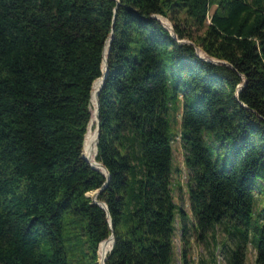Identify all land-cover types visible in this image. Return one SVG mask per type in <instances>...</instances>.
Segmentation results:
<instances>
[{"label":"trees","instance_id":"16d2710c","mask_svg":"<svg viewBox=\"0 0 264 264\" xmlns=\"http://www.w3.org/2000/svg\"><path fill=\"white\" fill-rule=\"evenodd\" d=\"M176 116L191 214L173 195ZM258 190L264 0H0V264H175L178 231L188 264L191 229H221L227 264L249 246L264 264Z\"/></svg>","mask_w":264,"mask_h":264},{"label":"rangeland","instance_id":"374dc122","mask_svg":"<svg viewBox=\"0 0 264 264\" xmlns=\"http://www.w3.org/2000/svg\"><path fill=\"white\" fill-rule=\"evenodd\" d=\"M203 31L198 33V35H202ZM176 121L173 122L172 133L174 135H178L173 143L174 147V168L175 172L173 175V184H174V199L175 203L179 208L183 211L191 214L190 205H189V196L187 191V171L184 165L185 153L181 147V138L180 134V116H176ZM209 140H212L215 145H217L216 139L214 136H210ZM178 170V172H177ZM261 190H258L256 196V207L257 210H261L264 207V194H260ZM92 195V194H91ZM190 227L191 224H190ZM190 250H189V258L188 264H210L212 262V254L215 252V257L217 259L216 264H227L224 254L222 253V245L226 241L225 233L220 229L217 232V242L213 240L212 236H208L205 240H199L194 232L191 229L190 236ZM218 243V248L215 245ZM232 244V243H230ZM176 246V259L175 264H185L182 259L183 256V246L181 243V233L178 231L177 238L175 240ZM256 260V252L253 246H249L248 256L246 264H255Z\"/></svg>","mask_w":264,"mask_h":264},{"label":"water","instance_id":"95a60500","mask_svg":"<svg viewBox=\"0 0 264 264\" xmlns=\"http://www.w3.org/2000/svg\"><path fill=\"white\" fill-rule=\"evenodd\" d=\"M117 4H118V6L120 5V0H114ZM156 19H158L161 23H162V25L166 28V29H168L170 32H171V34H172V36L174 37V38H177V36H176V34H175V31H174V27H173V24L168 20V19H165V18H163V17H160V16H158V17H156ZM111 42H112V39H110V41H109V43H108V51H107V48H106V50H105V54H104V67H103V77L101 78L102 79V86H101V88L99 89V91H98V94H97V108H96V110H95V114H96V125H97V127H96V132H97V155H98V143H99V138H100V116H99V108H100V103H99V95H100V92L102 91V89L104 88V84H105V82H106V77H107V75H108V55H109V53H110V46H111ZM181 44H190V45H193V46H195L196 47V45L193 43V42H191V41H188V40H183V41H179ZM200 48L199 47H196V55L200 58V59H202V60H204V61H206V62H212V63H216V64H226L225 62H222V61H218V60H215V59H213V58H208V59H206V58H204V57H202L201 55H200ZM107 54V55H106ZM227 65V64H226ZM100 80V79H99ZM98 81V80H97ZM96 81V82H97ZM95 82V83H96ZM94 83V84H95ZM245 85H246V83L245 84H243V85H241L240 87H239V92L240 91H242L243 90V88L245 87ZM91 127H92V123H91ZM88 163H89V161L87 160V159H85ZM95 170H98V171H100V172H102L103 174H105V176L107 177V179H108V182L105 184V186H104V188L108 185V183H109V180H110V174H109V172H108V170L106 169V167L103 165V164H101V163H97L96 164V166H100L103 170H100V169H98L96 166H94L93 164H90ZM101 192H102V190H100V191H96V192H94V193H92V195L90 194V195H88L89 197H91L92 198V200L94 201V203H96L97 205H99L100 207H102L104 210H106L107 212H108V208H107V206H106V204L105 203H103V202H100V201H98V197H99V195L101 194ZM109 224H110V227H111V229H113V224H112V221H111V219H110V216H109ZM109 239H113L114 240V243H115V235L114 234H112V236H110V238ZM109 239H107V240H105L104 242H107V241H109ZM103 243V242H102ZM101 243V244H102ZM100 244V245H101ZM99 249H100V246H99ZM113 250V249H112ZM98 254H99V251H98ZM105 262H106V259H105ZM105 262L103 263V264H105Z\"/></svg>","mask_w":264,"mask_h":264},{"label":"bare ground","instance_id":"6f19581e","mask_svg":"<svg viewBox=\"0 0 264 264\" xmlns=\"http://www.w3.org/2000/svg\"><path fill=\"white\" fill-rule=\"evenodd\" d=\"M113 246H114V240L113 239H111L109 242L103 244L101 249H100V254H99L100 259H102L109 252H111L113 249ZM100 264H101V260H100Z\"/></svg>","mask_w":264,"mask_h":264}]
</instances>
